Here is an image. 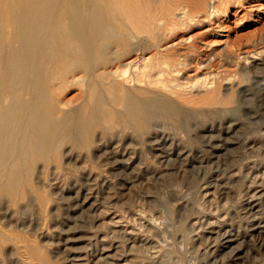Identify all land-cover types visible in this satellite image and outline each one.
I'll return each mask as SVG.
<instances>
[{
  "label": "bare ground",
  "instance_id": "1",
  "mask_svg": "<svg viewBox=\"0 0 264 264\" xmlns=\"http://www.w3.org/2000/svg\"><path fill=\"white\" fill-rule=\"evenodd\" d=\"M208 2L207 0H0V217L7 220V224L4 222L6 225H0V251H3L4 245L12 241L15 249L25 258L27 264H46L48 260L46 258L47 254L44 252V248L41 247L37 241L35 242L33 240L34 238L26 239V237H21L17 232H9V228L6 229V227H9L7 226L9 224H17L16 221L12 220L13 218L11 219L12 212H10V209L21 211L25 208L27 209L29 206H31V208L34 207V209L39 206L40 211L43 212V217H45L44 212L47 213L51 205L54 207V204H57L59 210L61 207H65L69 210L71 209L73 213L78 215V220H80L79 217H81L84 221V218L87 219L88 212L91 213L89 209L95 206L93 200L94 194L90 190L92 189L90 186L96 177L97 179L101 178L105 183H109L112 180L107 174L112 175L113 172L117 173L120 171L121 173V171H123V173H126L123 175H126L125 184L127 186L125 188H130L134 186L136 182L138 183V180L140 181V179H142L141 175L143 174H151V176L158 178L163 171L168 172L174 169V165H172L173 167L167 165V167L166 165L164 166V163H162V167H155L156 169L150 167V164L146 165L148 163L145 164L143 163L144 161H140L141 154L138 153L136 149V147H140L142 144L146 145L148 149L157 153L156 156L165 160L164 158L171 153L172 146L169 145L171 143L168 141V136L161 133L162 130L160 131L158 129L162 124L167 123V126L168 123L172 124L176 131L181 127H184L185 130L191 122L192 116L195 117L192 113H197L201 111L202 108H207V106H219L218 104L228 106L236 100L234 97L227 96L223 98L221 96L223 93L221 94L220 88L222 91H227L228 88L230 89L227 85V81L224 86H220V88L218 85L216 86V83H214L215 86H211L212 84L209 85L208 83H210V81H204L205 83L203 85H201L203 82L200 84L197 82L199 85H194L192 82V85L187 88V86L185 87V85H187L186 83H188L187 81L182 85L181 82L173 80L174 77L171 78V73L179 71L178 69L180 68L176 70V67H178L180 63L178 66L176 65L178 59L170 50H161L162 52L158 50L147 60L143 57L151 46L158 48L161 42L173 35L172 30L176 27L175 24L177 19L175 17V10H183L182 17L184 18L186 16L189 18L191 12L201 9L204 10ZM150 39H152V43H150ZM134 54L136 56L131 62L124 63V60L129 57L132 58ZM174 57L177 60H175ZM139 59L144 61L137 65ZM248 63L251 65V60L250 62L247 61L246 67ZM183 66L185 67V65ZM261 67H258V69ZM252 69H250V71H252ZM260 74L261 72L259 75ZM260 77L261 76L256 78L260 79ZM261 80H263V77L260 81ZM260 81L259 83L261 84ZM73 86H75L77 90H74V94H72L71 98L69 97V99L64 100L66 92ZM189 88L193 89L196 94L192 95V93H188V90H190ZM252 89H249V87L248 89H241L240 94L243 96L241 101L250 100L249 95ZM259 89L264 91V81L257 88V90ZM234 92L230 93L234 94ZM252 94H254V92ZM252 97L253 96H251V98ZM257 100L255 102H257ZM261 100L263 101V99ZM220 107H222V105L219 106V108ZM230 111L232 112L234 109H226V112ZM203 112L205 113V111ZM246 113L248 114V112ZM198 121H200V119H198ZM209 121H211V119ZM196 123L192 121L191 124L196 125ZM224 126L226 128L228 124ZM167 128L168 127H165L163 129ZM239 128L241 129V127ZM217 129H219V127ZM190 130L193 131V129ZM195 130L193 132H195ZM205 132L209 133L210 130L208 129ZM180 136L179 138L181 140ZM197 136L199 137V135ZM197 136L196 138H198ZM207 137L205 142L211 143L212 136ZM175 138L176 137H174V140L173 138L171 139L173 144H177L178 142ZM127 139L129 141H127ZM223 139L221 138V140ZM231 140L230 142L233 141ZM174 141H176V143H174ZM68 144H72L74 148L81 151H86L87 154L85 153L83 155V152L81 153L79 150V152H75L76 149H65ZM220 144L222 145V143ZM105 145H108L110 148L108 147V150H104ZM179 146L176 149V157L178 160H184L190 151L184 146ZM147 147H144L146 151L148 150ZM211 149L212 148L209 149L210 152L212 151ZM95 151L98 153H94ZM88 153L90 155H88ZM130 154L133 156L137 155L138 158L136 159L140 162L136 160L135 162ZM212 154L213 152L210 155ZM64 156L66 157L64 158V163H66V165L70 162L76 163L78 169L79 165L82 164L80 160L84 161L85 156L90 158L91 156H93L92 158L96 156L98 160H95L97 162L96 166L86 164L88 166L84 167L82 165L81 170L79 169L80 172L77 173L78 169H72V166V168H69V165L67 169L64 167L65 164L60 162L63 160L62 158ZM159 157L156 159H159ZM85 161L88 162V160ZM157 161L160 164V161ZM96 167L100 168L99 172L97 169H94ZM193 169L196 168L193 167ZM49 170L50 172L52 170L53 173L65 172L67 175L69 174L71 177L70 182H66V186H62L63 188L57 192L54 191V193H51L55 188L52 189V191L50 190L51 192H47L45 189L49 187L45 188L43 183L40 184V186L42 185L44 187V189H42L39 183H42V181L46 179V174ZM204 170L206 169L204 168ZM195 171L193 170V172ZM220 176L222 177V175ZM112 177H114V175ZM114 178H116V176ZM143 178L145 179L146 177ZM108 179H110V181ZM208 179L206 181H208ZM212 180L216 181L214 179H211V181ZM116 181L118 180L116 179ZM147 182L145 181V183ZM105 183L103 185H105ZM228 184L229 183H227V187ZM53 185H55V183ZM122 185L121 187H123ZM260 188L261 187H259V189ZM224 190L222 189V192ZM65 191L71 194L69 198H63V192ZM89 191H91L93 195ZM251 192L253 193V191ZM256 193L255 190V195L253 194L254 196H251V199L249 197L248 204L245 206L246 209H244V211L246 210V215L251 214V229L262 234L264 232V220L259 216L260 211L258 212L259 215H255L254 213L258 210L257 207H260V204L264 202V194ZM123 196H125V193ZM127 196L126 194V197ZM96 197L99 198V196ZM102 198L103 195L101 199ZM179 198L180 197H176V199ZM126 200L128 201V199ZM176 202L180 203V200ZM261 206L263 205L261 204ZM179 209L181 210L180 207ZM64 211L66 212L67 210ZM173 212L174 211H172V213ZM36 216L38 215L36 214ZM75 218L73 217L74 220ZM68 219H66V221ZM77 223L79 222H76V225ZM20 224L22 225V222ZM73 224L75 225V223ZM223 224L224 223H222V225ZM201 226L202 225H200V227ZM221 228L223 227L221 226ZM174 232L173 234H175ZM180 232L182 231L180 230ZM86 234H88V232H86ZM241 236L243 237V235ZM119 237L121 238V235H119ZM137 238L138 237H136V240ZM85 239H87V236ZM113 239V241H115V238ZM148 239H150V237ZM218 239L221 247L227 249L222 252L223 255L226 254L228 258L233 259L241 258V252L244 248H242L241 241L239 242L235 233L233 234L228 230H224V232L219 235ZM209 240L208 243L207 241L205 242L208 247L211 243ZM112 243L114 244V242ZM200 243L202 244V242ZM149 245L151 246V244ZM111 246L112 245H110V248ZM115 246L118 247V245ZM210 246L213 251L214 241ZM119 247H122L121 244ZM145 247L147 246L143 248L145 249ZM217 247L219 248V246ZM132 249L135 250L134 248ZM117 252L118 251H116L114 255H116ZM120 253L122 254L123 252L121 251ZM104 256L105 255H103V257ZM116 257L118 256L116 255ZM122 257L123 255L120 259H122ZM100 258H102V256ZM100 258L98 257V259ZM102 259L104 261L98 264L112 263L109 256H105ZM115 259L117 258L114 257L113 261H115ZM83 260L82 254H75L67 259L69 264H83L86 262H82Z\"/></svg>",
  "mask_w": 264,
  "mask_h": 264
},
{
  "label": "rangeland",
  "instance_id": "2",
  "mask_svg": "<svg viewBox=\"0 0 264 264\" xmlns=\"http://www.w3.org/2000/svg\"><path fill=\"white\" fill-rule=\"evenodd\" d=\"M207 2L208 3L204 10L201 9L191 12V16L189 18L186 16L184 18L182 17L183 10H175V17L177 19L175 24L176 27L172 30L173 35L161 42L158 48L151 46L149 50L143 55V57L146 58L145 60H147L158 50H170V52H173V54H175L174 56H176L178 59L177 60L174 57L178 62L177 63L175 61L176 65L178 66L180 63L179 66L176 67V70L180 68L178 69L179 71H174L171 73V78L174 77L173 80L176 82H181L182 85L185 84L186 81L188 83L190 82L189 84L186 83L187 85H185V87L187 86V88L192 85V82L194 85H199L203 82L201 84L203 85L206 81H210L208 84H212L211 86H215L214 83H216V86L218 85L220 88V86H224L225 82L227 81V85L230 87V89L228 88L227 91L223 90V92L220 88L221 94L223 93L221 96L223 98H226L227 96L234 97L236 100L228 106H224L223 104H218L219 106L222 105L220 108L217 105L209 107L207 106L209 109L204 107L205 109H201L202 112L198 111L197 113H192V115L195 117L192 116V120L187 127V129L189 128L188 130L186 128L184 130V127H181L178 129L176 128V131L174 130L172 124L168 123V126L167 123L162 124L158 129L160 131L162 130L161 133L168 136V141L171 143L169 145L172 146V148L170 146L171 153H169L168 156L164 158L166 161L159 156H156L157 153H154L148 149L146 145L142 144L140 147L137 145L138 147H136V149L138 153L141 154H139L141 158L140 161H144L143 163L145 164L148 163L146 165L150 164L149 166L153 168H158V166L162 167V163H164V166L168 165L169 167L174 165V169L171 170L172 172L163 171L158 178L151 176V174L144 175L142 173V179H140V181L138 180V183L136 182L135 185L130 188H125L127 186L125 184L126 175H123L126 173H123V171H121V173L120 171L117 173L113 172L112 175L107 174L112 180L109 183H105V181L101 180V178H98L100 179L98 180L96 177L90 186V188H92L90 190L94 195L91 191H89L93 195L95 206L89 209L91 213L88 212L87 219L84 218V221L81 219V217H79L80 220H78V215L73 213L71 209L69 210L65 207H61L59 210V206L57 204H54V207L51 205V208L47 210L48 214L44 212L45 217H43V212L40 211L38 203V207H35L36 209L32 207L35 211L32 210L31 206L27 207V209L25 208L24 210H21L22 212L15 209H10V212H12L11 219L13 218L12 220L16 221L17 224H9L7 225L9 227H6V229L9 228V232H17L21 237H26V239L34 238L33 240L35 242L37 241V243L44 248V252L47 254L46 258L48 260L46 264H69L67 259L75 254H82V258L84 259L82 262L86 261L83 264H98L99 262L104 261L102 258L105 256H109L111 258L110 261H112V263L110 262L109 264H264V232L261 234L251 229V214L246 215V210L244 211V209H246L245 206L248 204L249 197L251 199V196L253 197L255 195V190L258 194H264V111H262L264 110V103H262L264 102V91H261V89H259L261 92L257 90V88L264 81V62H262L264 61V0H211V2L210 0H207ZM150 40V43H152V39ZM132 56V58L129 57L124 60V63L129 61L131 62V60L136 55L134 54ZM140 60L141 59L137 61V65L144 61ZM250 60L251 65L248 63L246 67L247 61L250 62ZM182 64L185 65V67ZM258 67H261L262 69L259 68V70ZM250 69H252V71H250ZM260 72L261 74L259 75ZM255 76H261L260 79L263 77V80L260 81V79L256 78ZM257 79L261 82V84ZM248 87L249 89L253 88L251 90L252 92L250 91V100L241 101L243 98V96L240 94L241 89H248ZM189 89L190 90H188V93H192V95L196 94L193 89ZM74 90H77L75 86L70 87L69 91H67L66 95L64 96V100L69 99V97L71 98L72 94H74ZM229 91H236L234 92V94L236 93V97ZM253 92L254 94H252ZM251 96L253 97L251 98ZM256 98H259L258 100L260 101H258ZM261 99H263V101ZM256 100L257 102H255ZM226 109H234V111L226 112ZM244 110L248 112V114ZM203 111H205V113ZM197 118L200 119V121H198ZM210 119L211 121H209ZM192 121L193 123H198L193 125L191 124ZM226 124H228V127L226 126L225 128L224 125ZM165 127L168 128L163 129ZM194 127L197 131L194 129ZM218 127L219 129H217ZM239 127H241V129ZM190 129H193V131L195 130V132L191 131ZM208 129L210 132L206 133L205 131ZM235 130L238 131L236 132ZM181 133L184 134L182 135ZM218 133L221 134L219 135ZM169 135L176 137L175 139L179 142V144L178 142V145L173 144L171 139L173 138L174 140V137H170ZM197 135H199V137ZM179 136L181 137V140ZM196 136L198 138H196ZM207 136H212L211 143L205 142L208 138ZM221 138L223 140H221ZM229 139H232L234 143L232 140V142H230ZM127 141L129 140L127 139ZM176 141H174V143H176ZM220 143H222V145ZM143 146L147 147L149 151H146V148ZM178 146H184L188 151H190L184 160H178L176 157V149ZM108 147V145H105L104 150H106ZM66 148H71L74 150L76 149L75 152L81 151L77 148H74L72 144H68L65 149ZM210 148H212L211 152L209 150ZM150 151L153 152L154 155ZM212 152L214 155H210ZM81 153L84 155L86 151L83 150ZM94 153L97 154L98 152L95 151ZM132 154H130V156ZM88 155L90 154L88 153ZM85 157L84 161L80 160V162H82V164L79 165L80 170L82 165L84 167H87L90 164H92L90 166H96L97 162L95 160H98L96 159V156H94L95 158H92L93 156H91V158L86 157V159ZM131 157H133L134 161H138L136 159L138 158L137 155H132ZM157 157H159V159H156ZM64 158L66 157L64 156L62 158L63 160L61 159L62 161L60 162L65 164V168L68 169L67 166L69 165V168L72 166V169H78V165L76 163L70 162L71 164L69 163L66 165V163H64ZM85 160H88V162ZM157 160L160 161L161 165ZM193 167L196 169H193ZM204 168L206 170H204ZM79 169L77 170V173L80 172ZM94 169H97L98 172L100 171L99 167ZM192 169L194 171L196 170L195 172L197 173L193 172ZM49 172L50 170L46 174L47 177L45 176L46 179H44L42 183H39V186L40 184L44 183L43 186L45 188H50L45 189L47 192L50 190L52 191L54 188L56 190L54 189L53 192H50H57L66 186V182L69 183L71 180L70 175L68 174V176L65 172H61L62 174L60 172L53 173L52 170V173L50 172L49 174ZM168 174L171 175L169 176ZM113 175L114 177L116 176V178L112 177ZM220 175H222V177ZM69 177L70 179L68 180ZM143 177H146V180ZM110 179L108 180L110 181ZM116 179L118 181H116ZM207 179L208 181H206ZM211 179L216 181H211ZM113 180H115L117 183ZM145 181L148 182L145 183ZM52 182L53 184L55 183V185H53ZM104 183L105 185H103ZM227 183H229L228 187ZM121 185L123 187H121ZM43 186L41 187L42 189H44ZM256 186L261 188L259 189V187ZM222 189L225 190L222 192ZM251 191H253V193ZM124 193L125 196H123ZM126 194L128 195L127 197ZM102 195L103 198L101 199ZM70 196L71 194L69 192H63V198L66 199ZM96 196H99V198ZM176 197H180L183 200L180 198L176 199ZM126 199H128V201ZM177 200H180V203L176 202ZM261 204L263 206H261ZM261 204L260 207H257L258 210L255 211L254 214L259 215L260 213L259 216H261V219L264 220V202ZM64 210L67 211L65 212ZM179 210L180 212L182 210L184 212L182 211L181 214ZM172 211L175 213H172ZM36 214L38 216H36ZM71 215L77 219L75 218L74 220ZM65 218L70 219L66 221ZM20 221L22 222L23 226L20 224ZM75 221L79 223L76 225ZM0 222V225L7 224V220H4L2 217H0ZM2 222H5L6 224H3ZM221 222L225 225H222ZM73 223H75V225ZM200 225H202V228ZM221 226L223 228H221ZM83 230L88 232V234H86V232ZM180 230L182 232H180ZM224 230H228L233 234L235 233L239 242L241 241L240 243L244 249L241 252L240 259L228 258L226 254H222V252L227 249L221 247L218 237L224 232ZM173 232L175 234H173ZM119 235H121V238ZM241 235H243V237ZM86 236L87 239H85ZM136 237H138L137 240ZM149 237L151 240L148 239ZM113 238H115V241L117 242L113 241ZM204 239H208L209 242H211L209 247L205 243L206 241L208 243V240L205 241ZM212 240L214 241V253L212 251V247L210 246L213 243ZM111 241L114 242V244ZM200 242H202L204 246ZM120 244L122 246L121 248L119 247ZM147 244H151V246H148ZM110 245H112L111 248ZM115 245H118V247ZM128 245H131V248ZM4 246L3 251H0V264H27L25 258L15 249L14 243L12 241H9ZM144 246L147 247L144 249ZM217 246H219V248ZM127 248L130 249L128 250ZM116 251L119 252L116 253L119 259L123 255L122 259L119 260L118 257L114 255ZM121 251L123 252L122 254L120 253ZM131 254H134L135 256ZM103 255L105 256L103 257ZM217 255L220 256L218 257ZM101 256L102 258H100ZM98 257L100 259H98ZM114 257L117 258L115 261H113ZM126 258L129 261H127Z\"/></svg>",
  "mask_w": 264,
  "mask_h": 264
}]
</instances>
